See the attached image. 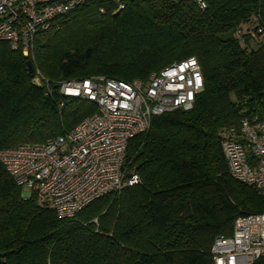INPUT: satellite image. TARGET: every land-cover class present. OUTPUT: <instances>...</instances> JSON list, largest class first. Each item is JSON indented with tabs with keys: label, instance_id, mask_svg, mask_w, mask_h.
<instances>
[{
	"label": "trees",
	"instance_id": "obj_1",
	"mask_svg": "<svg viewBox=\"0 0 264 264\" xmlns=\"http://www.w3.org/2000/svg\"><path fill=\"white\" fill-rule=\"evenodd\" d=\"M203 1L87 0L37 33L32 59L0 41V150L45 142L96 112L64 101L58 81L147 80L191 56L203 76L190 109L154 116L130 140L140 182L71 219L25 199L0 162V264H213L214 238L264 212V196L229 174L219 135L244 117L264 121V0Z\"/></svg>",
	"mask_w": 264,
	"mask_h": 264
},
{
	"label": "built area",
	"instance_id": "obj_2",
	"mask_svg": "<svg viewBox=\"0 0 264 264\" xmlns=\"http://www.w3.org/2000/svg\"><path fill=\"white\" fill-rule=\"evenodd\" d=\"M86 1L0 0V41L32 59L37 33ZM197 1L205 7L203 0ZM32 66L33 83L49 90L48 80L33 62ZM57 84L64 101H90L96 112L45 142L0 150V162L39 206L71 219L98 198L140 182L127 163L130 140L146 132L154 116L190 109L203 89V76L198 60L191 56L147 80L92 76ZM219 135L229 174L264 196V121L244 117L238 125L222 127ZM210 253L213 264H252L264 256V212L237 216L231 235L216 236Z\"/></svg>",
	"mask_w": 264,
	"mask_h": 264
},
{
	"label": "rangeland",
	"instance_id": "obj_3",
	"mask_svg": "<svg viewBox=\"0 0 264 264\" xmlns=\"http://www.w3.org/2000/svg\"><path fill=\"white\" fill-rule=\"evenodd\" d=\"M33 70V69H32ZM93 76H102V75H93ZM30 194V190L27 189V188H22V196L25 198V199H29L30 197L32 196H28Z\"/></svg>",
	"mask_w": 264,
	"mask_h": 264
},
{
	"label": "water",
	"instance_id": "obj_4",
	"mask_svg": "<svg viewBox=\"0 0 264 264\" xmlns=\"http://www.w3.org/2000/svg\"><path fill=\"white\" fill-rule=\"evenodd\" d=\"M26 66H27V70L29 73L32 72L33 66H32V61L31 60H27L26 61Z\"/></svg>",
	"mask_w": 264,
	"mask_h": 264
}]
</instances>
